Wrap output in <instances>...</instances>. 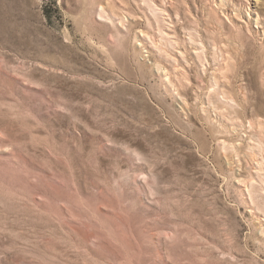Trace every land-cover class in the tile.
<instances>
[{"label":"rangeland","instance_id":"374dc122","mask_svg":"<svg viewBox=\"0 0 264 264\" xmlns=\"http://www.w3.org/2000/svg\"><path fill=\"white\" fill-rule=\"evenodd\" d=\"M226 1L233 15L245 2ZM217 7L0 0V264H264V184L244 181L251 146L264 158V46L254 20ZM194 29L212 67L198 88L195 58L181 94L153 62L173 59L146 56L140 34L178 51L170 38ZM223 95L229 118L260 122L249 142L226 131Z\"/></svg>","mask_w":264,"mask_h":264},{"label":"bare ground","instance_id":"6f19581e","mask_svg":"<svg viewBox=\"0 0 264 264\" xmlns=\"http://www.w3.org/2000/svg\"><path fill=\"white\" fill-rule=\"evenodd\" d=\"M212 1L215 2V5L218 6L217 8H220V7H221V9L223 8V11H222V14H223L222 16H224L223 19L228 21V22H233V20L235 21V19H238V18L244 19L243 17H246L248 22L245 21L246 25L243 23L242 24H243V27L244 26L247 27L249 32L251 31L250 25H251V23H253V20H254V22H256V24L260 27V28H258V30H256V34L258 36H260L261 43L264 46V20L261 19V15H260L259 11H257L256 9L253 10V8H251L252 5L248 0H245V2L244 1L240 2L239 4L234 3L233 5L228 7L230 9L233 8V10H235L236 13L234 15L231 14L234 11H228L226 6L224 7V5L227 2L226 0H212ZM152 3L153 4L150 3L152 6L150 8H152V11L154 12L155 16L158 18H160V16H164L163 14H164V11L166 9L164 7L159 6V4H157L156 2H152ZM256 3H257V1H256ZM218 13L221 16L219 9H218ZM169 15H170V13H169ZM255 15H256V18L254 17ZM122 21H123V19H122ZM163 21H165V18H163ZM175 29L176 28H174V30ZM142 31L144 33L140 34V37H141V35L142 36L144 35V37H146V38H144V41H145V39H147V36H148L149 39L151 40V42L156 44L154 50L149 49L147 51V52H149V54H147L146 56H151V58H153L154 56H156L155 55L156 50H158L160 53V56H162L164 58H167V56H170L173 59V61H174L173 62L174 63L173 68L169 67L167 64L164 63L166 61L163 62V60H161V59L154 58L153 62L155 63L156 68L160 69L164 73V75L167 76L166 79L171 81V83H173V85L180 91V93L182 91V87L180 86L181 83L180 84L178 83L177 74H182L185 76V73L187 71V67L197 66V64H196L197 62H195V58H197L199 64L203 67L202 71H200V73L198 74L199 75V81H198L199 85L197 87L198 88L203 87V85L205 84L204 78L207 76L208 70H209L207 68V66L209 64H211V59L208 56L209 55L208 47L205 45V43L202 40H200L201 39V37H200L201 33L198 32L199 30L196 31V29H194V30L189 31V37L190 38H189L188 42H187L186 38L182 39L181 37L178 36L177 32L176 33L173 32L175 39L171 40V38H170V43H171L172 47L173 46L175 48L178 47L179 48L178 51L171 50L169 47H167V43L162 42V43L158 44L159 42L157 41V36L154 33H150L148 31H144V30H142ZM170 34H171L170 32L167 33L168 36ZM163 38L165 39V36ZM144 41L141 42L140 44H143L144 46H146L147 43H144ZM214 46H218V45H214ZM215 48L216 47H214L211 52L213 54V58H212V60L214 62L213 65H215V67H214L215 71L213 72L214 73L213 78L217 79V78H220L224 69H222L220 66V64H221L220 57H221V55L223 56V54H221L222 49L218 48L217 50H215ZM192 50H194V51H192ZM193 52L196 53L194 55L195 57L193 56L194 58L191 56V54L193 55ZM227 60L229 61V59L226 58V61ZM228 61H227V63H225L226 65L228 64ZM211 67H212V64H211ZM175 71L178 73H175ZM174 78H176V79H174ZM215 97H214L215 99L214 98L212 99V104L214 106V109H217L220 117L225 116L231 120V124H229L227 126L226 131L235 137H240L241 131L249 132L248 134L244 133V136L249 137V140H248V142H249L252 138L253 131L255 129L259 128L260 122L257 120L254 121L253 119H248V118H246L248 120H243V119L236 120V118L233 116L231 118H229V115L225 114V110L228 109V107H226V104L224 101L227 97L225 95H223L224 99H220L217 96H215ZM185 98L186 97H184V103L188 104V102ZM251 150H253V151H251L249 156L252 160V162H251L252 163V170H254L256 172V176L252 175L247 180H244L246 189H248L250 192H251V189L259 190V186H258L259 183L264 184V158L261 157V155L257 154V152H258L257 147L255 148L254 146H251ZM255 177H257V179H255ZM263 225H264V222L262 223V226Z\"/></svg>","mask_w":264,"mask_h":264}]
</instances>
